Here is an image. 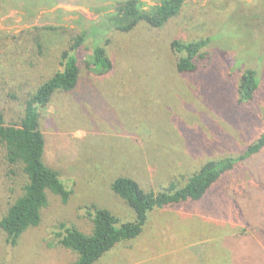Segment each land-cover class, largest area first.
I'll use <instances>...</instances> for the list:
<instances>
[{"label": "rangeland", "instance_id": "rangeland-1", "mask_svg": "<svg viewBox=\"0 0 264 264\" xmlns=\"http://www.w3.org/2000/svg\"><path fill=\"white\" fill-rule=\"evenodd\" d=\"M114 1L0 0V111L8 123L62 69V53L82 32L99 35L77 51L76 89L56 93L41 113L44 162L70 200L49 193L41 224L16 246L0 228V264H73L78 255L58 243L62 224L91 235L93 206L122 223L135 220L112 191L116 179L160 192L209 161L243 156L264 135V0H185L162 29L142 23L130 33L103 24ZM207 38L199 71L180 74L171 44ZM94 44L106 48L109 72L93 66ZM248 70L260 86L242 103ZM15 172L0 146V219L23 193L25 177ZM96 264H264V149L238 162L202 201L151 212L137 239Z\"/></svg>", "mask_w": 264, "mask_h": 264}, {"label": "trees", "instance_id": "trees-1", "mask_svg": "<svg viewBox=\"0 0 264 264\" xmlns=\"http://www.w3.org/2000/svg\"><path fill=\"white\" fill-rule=\"evenodd\" d=\"M184 4L185 0H159L154 6H147L142 0L114 1L103 24L108 30L120 33H130L142 23L154 29H162L181 13ZM89 36L96 40L99 35L82 32L74 40L69 49L62 53V69L29 96L24 105V114L18 121L8 123L5 113L0 111V146L9 174L21 171L25 177L22 195L9 205L0 219V228L12 246H16L28 230L41 224L43 211L49 206V193L60 197L64 204L70 200L71 192L62 182L59 173L44 162L46 140L41 129V113L56 93H71L76 89L80 78L76 54ZM211 42V38L190 42L174 41L171 49L177 56V71L180 74L199 71L203 51ZM92 61L95 69L102 73L112 69L106 48L102 45L94 44ZM259 86L258 73L254 70L246 71L240 81V101L250 103ZM263 149L264 135L249 146L243 156L209 161L198 172L160 192L146 191L134 179L120 177L113 182L112 191L133 210L135 220L122 223L109 210L93 206L88 213L93 224L92 234L86 235L74 227L62 224L57 235L58 243L78 255L73 264H96L119 243L137 239L151 212L186 202L202 201L223 176L236 168L238 162Z\"/></svg>", "mask_w": 264, "mask_h": 264}]
</instances>
